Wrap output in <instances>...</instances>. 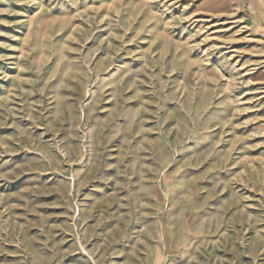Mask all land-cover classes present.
<instances>
[{
  "label": "rangeland",
  "instance_id": "1",
  "mask_svg": "<svg viewBox=\"0 0 264 264\" xmlns=\"http://www.w3.org/2000/svg\"><path fill=\"white\" fill-rule=\"evenodd\" d=\"M0 264H264V0H0Z\"/></svg>",
  "mask_w": 264,
  "mask_h": 264
}]
</instances>
